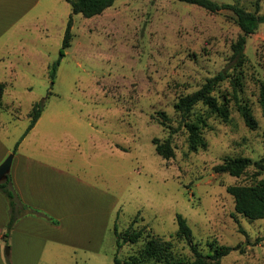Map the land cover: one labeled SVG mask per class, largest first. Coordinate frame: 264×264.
<instances>
[{"label":"rangeland","instance_id":"rangeland-1","mask_svg":"<svg viewBox=\"0 0 264 264\" xmlns=\"http://www.w3.org/2000/svg\"><path fill=\"white\" fill-rule=\"evenodd\" d=\"M215 1L249 10L258 6L264 13V0ZM70 14L71 45L52 77L51 64L59 56ZM29 17H39L49 28L43 45L49 68L25 77L27 87L15 92V113L4 112L3 118L21 137L34 103L43 100L38 129L51 138L43 155L107 190L112 225L102 251L86 264H114L115 225L121 233L129 225L142 230L138 241L119 250L122 260L138 252L151 234L170 240L178 256L193 259L188 241L176 235L177 213L186 218L192 243L201 252L216 244L238 246L221 264H264V218L236 212L226 189L264 181V167L249 165L239 176L214 168L226 158L264 157V102L259 97L264 23L247 38L243 62L230 68L211 92L218 104H227L228 120L204 102L184 118L198 124L207 142L206 148L190 151L174 105L226 67L241 32L233 11L211 12L180 0H115L101 14L85 17L73 13L66 0H44ZM244 108L255 127L246 124ZM158 111L166 113V125ZM173 129L175 154L166 160L152 140L166 138ZM6 238L1 242L4 261L12 264Z\"/></svg>","mask_w":264,"mask_h":264},{"label":"crops","instance_id":"crops-1","mask_svg":"<svg viewBox=\"0 0 264 264\" xmlns=\"http://www.w3.org/2000/svg\"><path fill=\"white\" fill-rule=\"evenodd\" d=\"M43 2L0 0V83L5 84L0 105V164L20 137L10 128L9 119L3 118L4 112L15 113V92L27 87L25 77L29 73L34 69L43 73L49 68L43 54L49 28L44 27L40 16L34 20L29 17ZM41 118L42 113L19 143L9 174L20 201L47 217L24 214L15 221L7 236L11 262L86 264L102 251L103 239L112 225L108 192L100 191L64 162L43 155L51 138L39 131ZM8 221L9 204L0 191V264H5L1 242L7 240Z\"/></svg>","mask_w":264,"mask_h":264},{"label":"trees","instance_id":"trees-1","mask_svg":"<svg viewBox=\"0 0 264 264\" xmlns=\"http://www.w3.org/2000/svg\"><path fill=\"white\" fill-rule=\"evenodd\" d=\"M70 5L73 13H81L85 17H92L101 14L106 8L113 5L115 0H66ZM188 3L197 4L211 12H216L222 9H230L236 16V22L241 30L238 38L234 42L232 48L233 52L230 59L222 70L214 76L207 79L197 90L181 96L175 103L176 111L181 114V118L188 132V147L190 151H197L200 148H206L207 142L202 137L199 126L196 123L186 121L191 113L193 107L199 103L204 102L208 105L212 112H215L223 120H228L229 108L227 104H218L212 97L211 92L215 87L229 76V70L235 65L241 64L245 59V46L247 38L253 34L260 23H264V13L259 12L257 6L255 10H249L237 3L217 2L215 0H180ZM73 16L69 15L66 29L64 32L62 45L59 49V56L56 61L51 64V74L54 76L57 66L64 56L65 49L71 45L72 39ZM236 88V83L233 82ZM4 83H0V105L4 92ZM260 99L264 102V82L260 85L259 92ZM44 109V101H37L34 103L29 112V123L21 137L16 142L13 152L16 151L20 141L35 125ZM162 119V124L166 125L168 119L164 111H158ZM246 124L251 128L256 126V120L248 112L246 108L243 110ZM175 129L171 130L170 134L160 139L153 138L152 142L155 146L157 154L164 159H170L174 156L175 151L171 141V135ZM249 165L262 169L264 167V157L258 160H252L248 157H233L226 158L223 162L217 164L214 168L217 171L227 172L233 176L241 175ZM227 191L234 198L236 212L243 214L250 219L264 218V181L260 180L255 184H231L227 186ZM0 191L5 195L9 204V221L7 223V230L5 237H7L15 223V221L24 214H34L38 216L47 217L39 210L22 203L12 187L11 176L8 173L7 177L0 182ZM176 221L178 229L176 235L185 238L190 249L193 252L194 258L188 259L178 256L173 250V244L170 240L163 239L160 236L151 234L148 235L143 247L122 260L118 254L119 250L124 244L128 242H136L141 237L142 230H134L129 225L123 233L118 230L117 225L114 226V233L116 235V251L113 255L114 264H221V258L232 250L237 249L238 246H231L226 244H216L208 253H203L196 248L192 243V230L187 223L186 218L181 214H176Z\"/></svg>","mask_w":264,"mask_h":264},{"label":"water","instance_id":"water-1","mask_svg":"<svg viewBox=\"0 0 264 264\" xmlns=\"http://www.w3.org/2000/svg\"><path fill=\"white\" fill-rule=\"evenodd\" d=\"M12 159H13V154L10 153L0 164V182L7 177V174L9 173L11 168ZM8 252H9V248H7L6 250V253Z\"/></svg>","mask_w":264,"mask_h":264}]
</instances>
